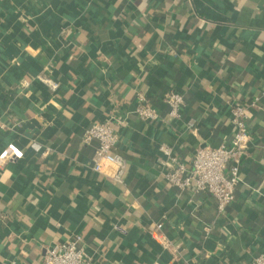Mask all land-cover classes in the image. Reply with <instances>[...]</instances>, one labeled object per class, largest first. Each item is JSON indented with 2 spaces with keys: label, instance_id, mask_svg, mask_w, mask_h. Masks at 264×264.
Listing matches in <instances>:
<instances>
[{
  "label": "crops",
  "instance_id": "1",
  "mask_svg": "<svg viewBox=\"0 0 264 264\" xmlns=\"http://www.w3.org/2000/svg\"><path fill=\"white\" fill-rule=\"evenodd\" d=\"M169 89L184 97L179 119ZM139 93L160 119L138 117ZM254 101L224 213L211 194L166 181L162 145L186 162L228 145L231 107ZM111 117L124 184L113 167L94 170L98 141L83 142ZM4 152L0 264H41L76 235L91 264H253L264 256V0H0Z\"/></svg>",
  "mask_w": 264,
  "mask_h": 264
},
{
  "label": "built area",
  "instance_id": "2",
  "mask_svg": "<svg viewBox=\"0 0 264 264\" xmlns=\"http://www.w3.org/2000/svg\"><path fill=\"white\" fill-rule=\"evenodd\" d=\"M39 78L51 89L59 88L57 81L45 76H39ZM163 101L169 107L170 118H181L185 100L180 92L173 89L167 90ZM256 105L257 101L251 105L233 104L231 107L233 126L231 143L199 146L189 162L177 157L170 146L162 145L161 150L167 156L165 164L170 166V170L165 174L166 181L181 190L211 194L217 200L218 211L224 213L235 200L237 186L242 180L241 166L251 143L248 109ZM135 113L145 121H155L161 117L160 111L150 103L148 97L143 93H139L137 96ZM118 122L120 121L115 117H111L94 123L85 130L83 142L88 144L98 141L94 156V170L102 172L109 166L113 167V179L124 184L128 163L125 157L117 152ZM33 146L37 150L41 148L39 145ZM10 157L11 153L1 154L0 166ZM158 227H161V224H158ZM82 242L83 237L76 235L67 241L54 244L47 249L41 264H91V258L86 253ZM253 264H264V256L257 257Z\"/></svg>",
  "mask_w": 264,
  "mask_h": 264
}]
</instances>
